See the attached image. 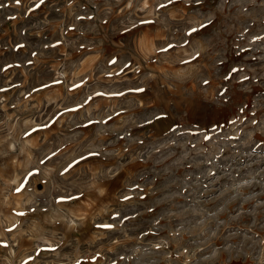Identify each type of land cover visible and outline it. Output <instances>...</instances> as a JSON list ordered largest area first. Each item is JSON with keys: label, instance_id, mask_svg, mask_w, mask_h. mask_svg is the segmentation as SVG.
I'll return each instance as SVG.
<instances>
[{"label": "rangeland", "instance_id": "374dc122", "mask_svg": "<svg viewBox=\"0 0 264 264\" xmlns=\"http://www.w3.org/2000/svg\"><path fill=\"white\" fill-rule=\"evenodd\" d=\"M0 264H264V0H0Z\"/></svg>", "mask_w": 264, "mask_h": 264}, {"label": "snow or ice", "instance_id": "6c2138e0", "mask_svg": "<svg viewBox=\"0 0 264 264\" xmlns=\"http://www.w3.org/2000/svg\"><path fill=\"white\" fill-rule=\"evenodd\" d=\"M16 3L17 4H20L21 3V0H16ZM40 3L43 4L44 3V0H40ZM39 5H37L38 7ZM160 7H164V5H160ZM193 31H195V29H193ZM114 63V61H113ZM17 191H19V189H17ZM19 215H24V213H18ZM104 227H111L110 225H104ZM9 231H11V229H9ZM6 246V245H5Z\"/></svg>", "mask_w": 264, "mask_h": 264}]
</instances>
